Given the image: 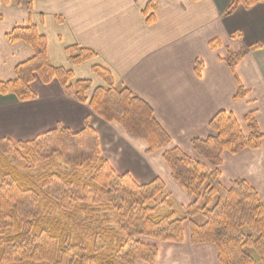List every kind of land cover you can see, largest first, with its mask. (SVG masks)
Masks as SVG:
<instances>
[{
    "label": "crops",
    "instance_id": "crops-1",
    "mask_svg": "<svg viewBox=\"0 0 264 264\" xmlns=\"http://www.w3.org/2000/svg\"><path fill=\"white\" fill-rule=\"evenodd\" d=\"M150 1L155 21L148 25L141 11ZM25 2L0 3V81L13 79L15 66L32 56L28 45L9 43L5 34L32 23L47 39L52 66L72 70L74 80L90 79L91 90L103 86L91 66L106 68L117 87L129 88L152 107L171 146L195 160L203 162L190 142L213 134L209 121L220 110L231 112L244 127V116L252 112L264 133V1L238 5L228 15L224 12L231 0H32L30 12ZM214 39L219 44L211 49L208 42ZM73 44L97 57L72 65L64 49ZM253 44L260 48L250 49L233 69L222 60L227 52ZM195 59L202 62L198 76ZM31 88L36 97L29 101L0 94V139L30 140L56 126L78 131L87 122L117 175L127 173L137 184L161 179L183 214L190 199L172 180L160 151L146 154L142 140L126 136L87 104L65 96L55 80H36ZM236 179L248 182L264 205V136L256 149L222 154L221 183L228 186ZM156 246L155 260L138 264H220L214 245L190 242L188 222L183 223L182 242Z\"/></svg>",
    "mask_w": 264,
    "mask_h": 264
},
{
    "label": "trees",
    "instance_id": "trees-1",
    "mask_svg": "<svg viewBox=\"0 0 264 264\" xmlns=\"http://www.w3.org/2000/svg\"><path fill=\"white\" fill-rule=\"evenodd\" d=\"M25 1V8L30 12L32 0ZM263 1L231 0L224 14L228 15L238 5L250 7ZM0 3L8 4V0H0ZM153 11L152 1L141 11L148 25L155 21ZM5 38L9 43L28 45L32 56L15 66L13 79L0 81V94H12L19 101H29L36 97L31 88L34 81L42 84L57 81L65 96L87 104L95 115L116 124L126 136L142 140L146 154L160 151L172 180L182 188L190 202L183 207V214H177L176 204L161 179L137 184L127 173L117 175L100 154L98 135L87 122L78 131L56 126L30 140H6L7 147L16 152L24 149L25 153L48 142L65 153L82 148L88 154L85 171H88L89 179L51 172L34 178L10 164L4 156L8 151H0V264L152 263L157 256V246L128 239L122 232H114L113 247L111 242L100 245L107 237L108 229H103L104 217L96 219L92 213H98L99 210H94L98 208L83 206V197L87 188L108 193L112 181L120 187L116 196L121 199L145 194L139 198L144 214L141 222L153 234L150 235L153 240L182 242L183 223L188 222L190 242L214 245L220 264H254L246 251L250 247L264 264V205L258 193L243 179L233 180L228 186L220 181L223 153L236 154L260 145L264 133L258 128L252 112L243 119L246 132L231 112L220 110L215 113L209 121L213 134L190 142L203 159V162L198 161L171 146V139L155 119L152 107L129 88L117 87L106 68L96 64L91 66L92 73L103 83L91 90L90 79L74 80L72 70L50 64L47 39L34 24L16 26L5 34ZM218 44L217 39L208 42L211 49ZM258 48L260 45L253 44L229 51L222 60L233 69L250 49ZM64 52L74 66L97 57L93 50L76 44L66 46ZM192 62L198 76L202 62L198 59ZM197 217L201 220L197 221ZM244 227L255 234V239L244 236ZM128 241L134 242L136 247L124 252Z\"/></svg>",
    "mask_w": 264,
    "mask_h": 264
},
{
    "label": "rangeland",
    "instance_id": "rangeland-1",
    "mask_svg": "<svg viewBox=\"0 0 264 264\" xmlns=\"http://www.w3.org/2000/svg\"><path fill=\"white\" fill-rule=\"evenodd\" d=\"M240 126L242 130L246 132V125L245 127L243 125ZM5 141L6 140L0 139V151H8L4 153V156L7 157L10 164L17 168V170L21 173L26 175L29 174V176H33L34 178L40 177L41 174L51 172L63 176L75 174L77 177L87 180L89 179V176H87L89 175L87 173L88 171H85V163L86 158L88 160V154L82 148H78L76 152L67 150V153H65L59 150V148L55 145H52L53 143L51 144V142H48L41 147H37L32 151L25 153L24 149L20 152H16L14 149L7 147ZM29 156L35 157L31 158ZM90 171L91 170L89 169V173ZM119 190L120 187L112 181V183L109 184L108 193L101 194L92 188H87V192H85L86 196L83 197V206H88L90 208L96 206L98 208L94 209L99 210L98 213H92L96 219L104 217L105 223L103 225V229L105 227L108 230L106 231L107 237L105 239V243H101L100 245L106 246L107 243L111 242L113 247L115 245L114 232H122L124 237H128V239L130 238L134 241L139 240L150 245H156L158 241L151 238L152 236L150 235L153 234L150 233L149 229L147 230V228L143 226L144 223L141 222L144 221V214L143 211L140 210L141 200L139 198H143L145 194L130 196V198L124 196L122 200L119 196H116V191ZM173 200L176 204V208H178L180 203L174 198ZM135 201H138V203H133ZM177 214L180 213L178 212ZM196 220L200 221L201 218L197 217ZM71 221V223H73V220ZM243 230L245 234L244 236L255 239V234L249 228L244 227ZM130 242L128 241L126 244L127 246L125 247L124 252L132 251L136 247L134 242ZM246 251L253 258L254 264H263L257 252L253 248H246Z\"/></svg>",
    "mask_w": 264,
    "mask_h": 264
}]
</instances>
